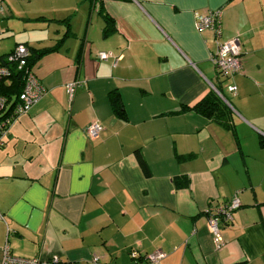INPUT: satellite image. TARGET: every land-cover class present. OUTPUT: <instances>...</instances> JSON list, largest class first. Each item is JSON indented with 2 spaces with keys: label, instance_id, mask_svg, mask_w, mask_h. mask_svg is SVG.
<instances>
[{
  "label": "crops",
  "instance_id": "0c3cea01",
  "mask_svg": "<svg viewBox=\"0 0 264 264\" xmlns=\"http://www.w3.org/2000/svg\"><path fill=\"white\" fill-rule=\"evenodd\" d=\"M6 2L0 24L14 40L0 41V57L61 43L33 67L45 96L3 136L0 261L8 246L41 264H145L160 252L155 264H264V0H35L29 13ZM218 9L219 41L241 48L229 80L210 61L215 33L195 28ZM213 94L227 101L231 130L182 111ZM92 123L103 128L94 139ZM235 196L217 243L210 210Z\"/></svg>",
  "mask_w": 264,
  "mask_h": 264
},
{
  "label": "built area",
  "instance_id": "2783aa9c",
  "mask_svg": "<svg viewBox=\"0 0 264 264\" xmlns=\"http://www.w3.org/2000/svg\"><path fill=\"white\" fill-rule=\"evenodd\" d=\"M4 11V5L0 0V12ZM223 12L221 9L208 11L198 17L195 22V28L199 32L211 30L215 33L218 42L216 51L210 58L211 63L217 69L219 75L224 79H231L233 76L240 74L242 71L241 48L238 38L227 41H219L222 37ZM29 51L24 45L17 46L13 53L7 58L9 62L16 63V71L22 72L24 76V88L19 95L16 103L11 107L7 99L0 95V148L4 146L3 136L8 128L23 114L27 113L31 107L37 104L46 94V89L41 85L38 78L33 72V68H28L27 59ZM97 59L100 61L114 60L117 64L118 58L112 52H99ZM12 68L0 64V81L9 79L12 75ZM81 86V81L75 80L65 85L70 103ZM229 93L236 94L237 88L233 84L227 85ZM103 128L98 123H92L86 128V135L90 139L97 138ZM240 207V202L235 196L229 203L212 208L207 219L208 228L212 232L217 243L221 241V223L230 224L233 221L234 212ZM0 220H4L0 213ZM164 253H155L149 255L145 264L158 263L164 258ZM132 258L137 259L138 254L132 253ZM57 262V260H55ZM39 258H21L13 255L8 246L4 247L3 256L0 264H41ZM92 264H98V258H93Z\"/></svg>",
  "mask_w": 264,
  "mask_h": 264
},
{
  "label": "trees",
  "instance_id": "16d2710c",
  "mask_svg": "<svg viewBox=\"0 0 264 264\" xmlns=\"http://www.w3.org/2000/svg\"><path fill=\"white\" fill-rule=\"evenodd\" d=\"M60 42H58L54 47L47 49H34L25 44L29 51V58L27 59L28 68H33L45 55L53 53L57 51L60 47ZM17 45V46H19ZM16 46V47H17ZM14 51V50H13ZM10 52L8 55L0 57V64L5 65L9 68H15L16 63L9 62L7 58L13 53ZM24 88V76L22 72L16 71L13 69L12 75L9 79H4L0 81V95L5 97L9 102L11 108L17 101L19 95L22 93ZM109 98L113 107V110L116 115L123 117L124 109L121 102L120 95L116 91H112L109 93ZM195 111L198 112L205 117L216 121L219 125H221L226 130H231V121H232V111L230 107L222 101L220 97L217 95L206 96L201 101L196 103L192 107H184L182 111ZM139 164L144 172V174L149 175V169L142 158L140 152L137 153Z\"/></svg>",
  "mask_w": 264,
  "mask_h": 264
},
{
  "label": "rangeland",
  "instance_id": "374dc122",
  "mask_svg": "<svg viewBox=\"0 0 264 264\" xmlns=\"http://www.w3.org/2000/svg\"><path fill=\"white\" fill-rule=\"evenodd\" d=\"M4 5V11L0 12V23L7 17L9 13V7L6 2V0H2ZM11 4L13 8L17 10H24L26 12H32L34 8L36 7L35 0L31 3L25 0H11ZM8 33L5 31V26H2L0 24V41H2L5 45H8V43L13 44L14 39H10V37H7ZM13 38V37H11Z\"/></svg>",
  "mask_w": 264,
  "mask_h": 264
},
{
  "label": "water",
  "instance_id": "95a60500",
  "mask_svg": "<svg viewBox=\"0 0 264 264\" xmlns=\"http://www.w3.org/2000/svg\"><path fill=\"white\" fill-rule=\"evenodd\" d=\"M221 98H222V97H221ZM222 100H223L225 103H227V101H226L225 99L222 98Z\"/></svg>",
  "mask_w": 264,
  "mask_h": 264
}]
</instances>
